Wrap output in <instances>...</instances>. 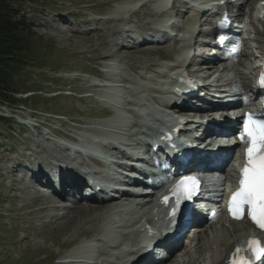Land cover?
Returning a JSON list of instances; mask_svg holds the SVG:
<instances>
[{"label": "rangeland", "instance_id": "rangeland-1", "mask_svg": "<svg viewBox=\"0 0 264 264\" xmlns=\"http://www.w3.org/2000/svg\"><path fill=\"white\" fill-rule=\"evenodd\" d=\"M176 2L182 4L181 0ZM140 4L146 7L139 8ZM156 6L157 0H36L21 6V13L34 25L37 44L44 49L41 62L22 71L16 104L0 105V117L9 122L0 124V264H92V257L87 256L92 253L90 245L94 242L102 249L98 240L102 221L93 217L98 214L80 217L77 207L47 208L58 199L40 195L45 188L37 183L27 187L28 166L49 169L52 157L67 160L65 165L72 168L87 163L78 155L67 156L62 146L75 144L51 129L78 137L106 134V139L128 147L139 122L131 106L139 91L130 81L141 79V83L148 84V80H157L144 93L154 99L153 88L170 65L156 54L171 53L176 47L152 44L140 50L134 45L131 36L150 28L155 22ZM131 11L137 12L138 20L131 17ZM174 18L179 20V15ZM114 31L124 35L115 37ZM244 36L251 60H255L264 52V22L256 24L248 15ZM246 60L243 57L242 63ZM242 69L244 74L249 73L248 68ZM233 79L239 81L240 74L223 73L218 84L224 88ZM113 99L119 106L115 118L99 119L103 111L110 109L107 101ZM32 106L35 110L28 109ZM71 216L77 217L73 223L69 222ZM63 227L66 232H61ZM214 229V235L201 241L202 250L198 238L191 236L180 252L183 259L178 264H215L218 258L214 255L227 250L223 245L228 247L243 235L241 228L237 227L235 233L221 219ZM86 233L96 240L90 241Z\"/></svg>", "mask_w": 264, "mask_h": 264}, {"label": "snow or ice", "instance_id": "snow-or-ice-1", "mask_svg": "<svg viewBox=\"0 0 264 264\" xmlns=\"http://www.w3.org/2000/svg\"><path fill=\"white\" fill-rule=\"evenodd\" d=\"M264 85V78L261 80ZM242 143L247 144L245 151V165L240 172L239 189L234 192L228 203V212L233 219L242 220L247 217L261 230H264V116L257 117L252 113L247 114L243 120V132L239 134ZM191 185V188H189ZM199 181L194 178L182 179L177 189L183 190L185 198H191V192L195 191ZM174 191H176L174 189ZM165 197V202L168 201ZM177 207L172 210V217L175 219L179 208L180 195L177 197ZM249 249L256 259L264 257V246L258 240H249ZM241 249L237 248L239 253ZM232 264H246L241 260H233Z\"/></svg>", "mask_w": 264, "mask_h": 264}, {"label": "trees", "instance_id": "trees-1", "mask_svg": "<svg viewBox=\"0 0 264 264\" xmlns=\"http://www.w3.org/2000/svg\"><path fill=\"white\" fill-rule=\"evenodd\" d=\"M29 1L36 0H0V105L16 104L22 71L36 66L43 58L44 48L35 40L34 25L21 13V6ZM32 107L28 109L35 110ZM0 124L9 122L0 117Z\"/></svg>", "mask_w": 264, "mask_h": 264}, {"label": "bare ground", "instance_id": "bare-ground-1", "mask_svg": "<svg viewBox=\"0 0 264 264\" xmlns=\"http://www.w3.org/2000/svg\"><path fill=\"white\" fill-rule=\"evenodd\" d=\"M143 8H145L146 6L145 5H143L142 6ZM131 17H133V18H136L137 20H138V16H137V14L136 13H132L131 14ZM144 19V18H143ZM114 27V26H113ZM112 27V28H113ZM112 28H111V30H112ZM110 30V31H111ZM146 30H148V29H146ZM145 30V31H146ZM113 36H115V37H118V38H120V36H123L124 34H122V32L121 31H114V33L112 34ZM109 36H110V34H109ZM110 37H112V36H110ZM117 38V39H118ZM114 39V38H113ZM116 39V40H117ZM115 40V41H116ZM109 43V42H108ZM109 45V44H108ZM107 46V45H106ZM108 47V46H107ZM98 52V51H97ZM158 54H156L157 56H158V58L160 59V60H165V59H168V58H170L171 56H172V54L170 53V52H165V53H163V51L162 52H157ZM152 55L154 54V53H151ZM228 56H231L230 54H228ZM185 60V59H184ZM181 64H184V61H182V63ZM134 65V64H133ZM203 66H208L209 67V75H213V73L219 68V64L218 63H213V64H211V65H202V66H200V67H203ZM117 129V128H116ZM56 202H57V200L56 201H53V203H52V205L50 206V205H48L47 206V208H52V207H56ZM114 203H115V201H111V200H108V202H106V203H104V204H98V205H94V206H89V207H85L84 205L82 206V205H79L76 209V211H78L79 212V216L80 217H82V215L84 216V215H93V214H98V215H95V216H93V217H95V220H98V221H101V220H105L106 218H107V213H108V211L110 210V209H113V207H114ZM77 219V217H74V216H71L70 218H69V222L70 223H73V222H75V220ZM68 224V223H67ZM244 224V223H243ZM98 228V227H97ZM95 229H96V227H95ZM67 231V229L65 228V227H63L62 228V230H61V232H66ZM97 231V230H96ZM65 234V233H64ZM238 234V233H237ZM86 235L87 236H91L92 234L91 233H86ZM214 235V234H213ZM209 236H210V231H209V229H207V228H205L204 230H202L201 231V233L198 235V240H199V242H198V248H199V250H202L203 249V245H202V243H201V241L203 240V239H205V238H209ZM228 242V241H227ZM234 243L232 244V245H230V246H226V245H223V247H226V249H227V251L228 252H231L232 250H233V248H234ZM220 247V246H219ZM222 247V248H223ZM184 248V247H183ZM217 249V248H216ZM215 251V250H214ZM224 251V250H223ZM181 252H183V251H181ZM185 255L186 256H188V252L186 251V249H185ZM177 259H175L173 262H180L181 261V259H183V255L182 254H179V255H177ZM219 259V258H218ZM218 259H217V261H218ZM224 262V260H222V263Z\"/></svg>", "mask_w": 264, "mask_h": 264}]
</instances>
